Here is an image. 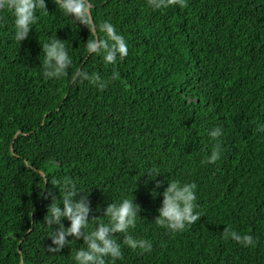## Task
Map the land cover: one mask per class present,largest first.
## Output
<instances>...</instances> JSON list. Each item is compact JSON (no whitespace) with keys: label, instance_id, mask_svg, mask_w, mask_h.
Wrapping results in <instances>:
<instances>
[{"label":"trees","instance_id":"trees-1","mask_svg":"<svg viewBox=\"0 0 264 264\" xmlns=\"http://www.w3.org/2000/svg\"><path fill=\"white\" fill-rule=\"evenodd\" d=\"M91 4L94 24L110 21L127 41L128 55L115 64L86 52L87 39L105 34L73 23L54 0L21 42L11 13L0 10V264H76L83 238L50 251L59 225L44 220L47 194L60 196L51 181L65 177L88 191L85 231L107 222L109 202L140 205L128 232L151 250L128 247L117 232L122 256L106 264H264V0ZM54 37L72 64L46 78L43 44ZM77 69L107 86L73 79ZM216 127L222 135L213 138ZM217 145L219 159L207 162ZM168 180L196 184L201 216L183 231L155 222ZM224 229L256 243L225 239Z\"/></svg>","mask_w":264,"mask_h":264},{"label":"clouds","instance_id":"clouds-1","mask_svg":"<svg viewBox=\"0 0 264 264\" xmlns=\"http://www.w3.org/2000/svg\"><path fill=\"white\" fill-rule=\"evenodd\" d=\"M56 7L70 20L79 25H84L93 34L103 32L104 38L87 39L86 52L102 54L106 63L115 64L118 60L128 55V44L125 37L116 31L115 25L110 21H103L98 26L94 24L91 15V0H54ZM185 0H150L153 9H165L169 5H183ZM0 10H7L13 17V31L16 41L21 42L29 36L32 26L37 22L38 10H47L46 0H0ZM43 75L46 78H60L65 76L72 64L67 47L62 39L54 37L43 44ZM113 74V78L118 76ZM75 80H89L100 88L107 86L101 76L90 74L83 69H77L73 73ZM213 138L222 135V129L216 127L209 132ZM220 157L219 145L214 147L206 161L214 163ZM149 179H155L159 170L147 171ZM159 186L163 181L156 180ZM52 185L58 187L60 196L52 195L51 203L48 205L44 217L45 223L52 226L59 225L50 235L52 244L50 251H59L70 241L69 236L82 237L85 246L79 248L73 256L76 264H106V257L113 261L122 256L121 243L114 239V233H124V243L135 249L139 247L144 251H150L152 244L147 239H137L129 234L128 230L135 226L140 205L134 203L132 198H123L118 202H109L106 205L104 216L107 222H99L92 230L85 231L89 227V202L88 191L77 186V183L69 177L61 180L51 181ZM196 184L181 183L179 180H168L163 189L162 206L158 208L155 217L156 224L170 229L172 232L183 231L189 224L196 222L201 213L195 211ZM152 195L158 194L157 188L151 190ZM78 193H83L79 195ZM55 201V202H54ZM62 205V206H61ZM70 220V226L65 227L61 218ZM225 239L232 238L245 246H254L256 241L250 233L240 234L235 231L224 229Z\"/></svg>","mask_w":264,"mask_h":264},{"label":"water","instance_id":"water-1","mask_svg":"<svg viewBox=\"0 0 264 264\" xmlns=\"http://www.w3.org/2000/svg\"><path fill=\"white\" fill-rule=\"evenodd\" d=\"M17 132H18V131H17ZM17 132L14 134L13 138L15 137V135L17 134ZM10 149H11V151H12V141H11V143H10ZM20 264H22V262H21Z\"/></svg>","mask_w":264,"mask_h":264}]
</instances>
